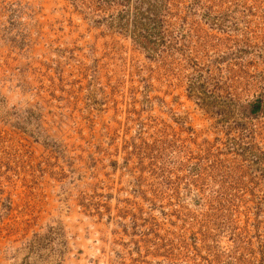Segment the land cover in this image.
Segmentation results:
<instances>
[{"label": "rangeland", "instance_id": "obj_1", "mask_svg": "<svg viewBox=\"0 0 264 264\" xmlns=\"http://www.w3.org/2000/svg\"><path fill=\"white\" fill-rule=\"evenodd\" d=\"M0 264H264V0H0Z\"/></svg>", "mask_w": 264, "mask_h": 264}]
</instances>
